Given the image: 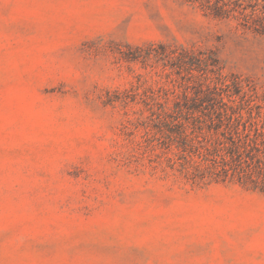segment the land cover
I'll use <instances>...</instances> for the list:
<instances>
[{
    "label": "rangeland",
    "instance_id": "rangeland-1",
    "mask_svg": "<svg viewBox=\"0 0 264 264\" xmlns=\"http://www.w3.org/2000/svg\"><path fill=\"white\" fill-rule=\"evenodd\" d=\"M263 9L0 0V264H264V192L188 180L141 124L203 79L123 57L212 51L264 112Z\"/></svg>",
    "mask_w": 264,
    "mask_h": 264
},
{
    "label": "trees",
    "instance_id": "trees-1",
    "mask_svg": "<svg viewBox=\"0 0 264 264\" xmlns=\"http://www.w3.org/2000/svg\"><path fill=\"white\" fill-rule=\"evenodd\" d=\"M221 12L217 6L213 14L221 16ZM260 22L254 28L264 34ZM130 54L123 57L161 61L178 74L186 72L189 80L203 79L170 105L156 101L141 123L151 140L166 150V165L195 183L236 178L241 185L264 192V112L243 91V79L224 74L218 57L209 50L159 43L158 50L150 44L146 50L135 47Z\"/></svg>",
    "mask_w": 264,
    "mask_h": 264
}]
</instances>
